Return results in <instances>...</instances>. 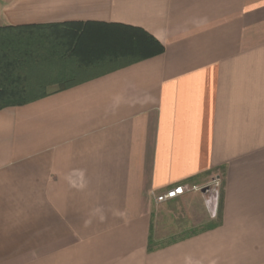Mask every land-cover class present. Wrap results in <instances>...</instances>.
<instances>
[{
    "label": "crops",
    "instance_id": "1",
    "mask_svg": "<svg viewBox=\"0 0 264 264\" xmlns=\"http://www.w3.org/2000/svg\"><path fill=\"white\" fill-rule=\"evenodd\" d=\"M64 22L164 52L0 109V264H264V0H0V27ZM215 179L211 226L152 239L154 193Z\"/></svg>",
    "mask_w": 264,
    "mask_h": 264
},
{
    "label": "rangeland",
    "instance_id": "2",
    "mask_svg": "<svg viewBox=\"0 0 264 264\" xmlns=\"http://www.w3.org/2000/svg\"><path fill=\"white\" fill-rule=\"evenodd\" d=\"M57 33L56 29L51 28L11 29L0 27V82L7 83L5 81L7 75L5 63L15 60L14 62L20 61V66L14 68L16 74L13 76V82L21 81L28 85L34 84L33 87L27 88L28 96L25 97L41 94L53 85L60 86V81L56 79L67 75L75 63L66 60L65 55L61 56V53H57L60 51L56 52L59 49H56L57 46L53 40L57 39ZM23 61H29V65L23 66ZM106 68L108 66L93 67V70L81 72L78 76L82 78ZM78 76L76 75V78H79ZM10 77L12 76L8 78ZM221 189L222 182L220 180L217 187L218 195H216L217 214ZM212 202L213 198L208 194L195 192L191 194L188 201H181L178 198L159 205L154 211L152 239L158 244H167L181 239L180 236L183 234H192L200 228L211 226V222L202 221V219L204 210L210 215L213 214Z\"/></svg>",
    "mask_w": 264,
    "mask_h": 264
},
{
    "label": "trees",
    "instance_id": "3",
    "mask_svg": "<svg viewBox=\"0 0 264 264\" xmlns=\"http://www.w3.org/2000/svg\"><path fill=\"white\" fill-rule=\"evenodd\" d=\"M9 28H51L58 31L57 39L53 40L57 46L56 49H59L56 52L60 51L57 53H61V56L65 55L66 60L75 63L67 75L56 79L61 83L60 89H66L93 76V74L82 78L78 76L81 72L93 70V67L108 66L100 72L108 71L164 52V46L157 39L140 28L126 25L64 22L20 28L9 26ZM14 61L9 60L5 63L7 74L5 81L7 83L0 82V109L5 106L24 104L48 94L47 91H44L32 97H25L28 96L27 88L33 87L34 84L28 85L21 81L13 82V76L16 74L14 68L20 64V61ZM28 65L29 61H23V66ZM76 75L79 78H76ZM9 76L12 77L8 78Z\"/></svg>",
    "mask_w": 264,
    "mask_h": 264
},
{
    "label": "built area",
    "instance_id": "4",
    "mask_svg": "<svg viewBox=\"0 0 264 264\" xmlns=\"http://www.w3.org/2000/svg\"><path fill=\"white\" fill-rule=\"evenodd\" d=\"M220 184V179H215L210 185L209 191L205 194H208V196L213 198L212 202V212L213 215H216L217 212V187ZM207 186V185H206ZM205 186H199V185H191V184H179L173 188H170L163 193H154V200L156 203H164L173 199H176L186 193H195V192H202V188Z\"/></svg>",
    "mask_w": 264,
    "mask_h": 264
},
{
    "label": "water",
    "instance_id": "5",
    "mask_svg": "<svg viewBox=\"0 0 264 264\" xmlns=\"http://www.w3.org/2000/svg\"><path fill=\"white\" fill-rule=\"evenodd\" d=\"M210 187L207 185L205 187L202 188V193H207L209 191Z\"/></svg>",
    "mask_w": 264,
    "mask_h": 264
}]
</instances>
